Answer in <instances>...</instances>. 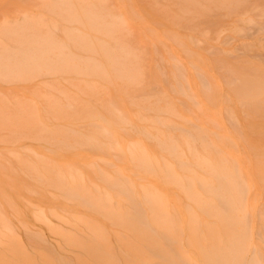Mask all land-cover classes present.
Returning a JSON list of instances; mask_svg holds the SVG:
<instances>
[{
    "label": "rangeland",
    "instance_id": "rangeland-1",
    "mask_svg": "<svg viewBox=\"0 0 264 264\" xmlns=\"http://www.w3.org/2000/svg\"><path fill=\"white\" fill-rule=\"evenodd\" d=\"M12 31L68 40L66 51L96 57L49 73L0 71V264H216L219 244L231 243L226 227L257 233L264 1L0 0V48L17 44ZM101 47L126 49L136 81L116 76ZM156 99L170 108L162 121L145 107ZM187 132L212 142L208 155L231 172L205 169ZM144 155L153 166L139 162ZM166 160L185 171L183 182L163 170ZM226 179L235 185L224 187L225 227L215 186ZM168 234L165 258L153 244Z\"/></svg>",
    "mask_w": 264,
    "mask_h": 264
},
{
    "label": "bare ground",
    "instance_id": "bare-ground-1",
    "mask_svg": "<svg viewBox=\"0 0 264 264\" xmlns=\"http://www.w3.org/2000/svg\"><path fill=\"white\" fill-rule=\"evenodd\" d=\"M69 5L72 6V4L64 2L59 6L70 7ZM228 5L230 7H236L235 5L232 4H228ZM205 12L208 13L207 8ZM85 16L95 17V18L100 17V16L92 15V13L85 14ZM250 19L252 20V18ZM243 27L245 28L246 26ZM11 33L13 35H16L14 40L15 42H17V44H15L14 47L0 48L2 50L0 51V71H6L10 73H16V72L20 73L24 71V69L26 68L27 69L37 68V69H41L39 74L43 72L49 73L51 69L57 70L61 67L76 68L79 66H83L85 64H89L91 61L95 60L96 57L94 55L81 56L78 55L77 52H74L72 50L66 51L65 50L66 46L64 45H67L69 41L64 39L58 40L56 38H53V36L51 35L42 34V35H33L29 37V36H20V34L22 33H18L17 31H12ZM85 41L86 38L84 37H80L79 39L75 38V42L84 43ZM93 49H97V47L88 48V50H93ZM101 49H103V51H106L105 54L106 56L110 54L107 58L109 60H112L109 63L113 65L114 73L116 76L129 80L130 82L136 81L139 71L134 74L132 69L126 65V60L130 56L129 52L126 51V49L123 52H118V51L113 52V49L108 47H101ZM217 58L218 61L222 60L221 57H217ZM79 59L85 60L88 63L79 61ZM94 64L97 66H101L97 62H95ZM104 70L107 74L111 75L112 72L111 70H109L106 67H104ZM177 71L178 73L181 72L179 67L177 68ZM181 87H183V85H181ZM242 87L247 90H250V88L251 90L254 89V85L251 86L250 84L245 82L242 84ZM159 99L153 100L152 104L145 105V107L147 109L155 110L157 113L156 116L157 119L162 121V118L160 117L159 113L163 109L170 110V108L167 106H160L158 104ZM149 100L150 99H148L147 101ZM108 103L110 105L115 106L113 101H109ZM111 109L115 111L116 107L113 108L111 107ZM140 115L142 116V114ZM143 117L144 116H142L141 118ZM121 120L124 123L129 121L124 116L121 117ZM98 124L100 126L103 125L102 123H98ZM133 127L140 129L139 124L138 125L134 124ZM72 130L74 131L75 129L73 128ZM72 130H68V131L70 133H73ZM155 137L159 140V143L167 150L172 152H178V150H180L177 147V144L174 142V139L172 138L170 140V136H167L166 138H162L161 136L156 135ZM74 138L78 139L77 136H74ZM187 138L191 148H195L198 162L200 163L203 162V167L205 169L212 171V173L218 175L217 177L223 174H225L224 176H226L227 173L231 172V170L229 172H226V170H224V168L217 163L216 157L212 158L210 157V155H208L207 147L212 146V142L208 141L206 137H203L200 134L187 132ZM200 144L203 146V149L205 150L203 154L197 148ZM138 160L145 167H151L154 165L151 162L148 155L138 156ZM184 160L185 158L183 157L182 159L183 164H184ZM164 167L166 168L163 170H166L167 173L168 172L171 174L176 173L180 178V180L182 182L184 181L183 176L185 174V171H183L182 169H178L175 166H174L175 170L173 168L170 169V167L172 166H170L169 161L165 163ZM182 168L185 169L184 166H182ZM60 180L61 182L63 181L62 178H60ZM195 181L196 180L193 179V182ZM229 182L235 185L234 184L235 180L232 181L231 179H226L225 183L218 182V184L215 186L219 192L218 205L220 208V219L225 227L228 223L227 208L229 206V199H228V192H225L224 189L228 187ZM57 185L60 184L57 183ZM61 186L67 187L68 185L63 182ZM235 188H237V186H235ZM77 192L79 194L84 195V193L82 192L79 191ZM141 220L143 224L146 223L142 217ZM232 221H235V225H236L237 220L233 218ZM253 224L254 226L258 225L256 222H253ZM259 226L260 227L257 229V233H254V231L249 232V226L247 225V228L243 234H241L236 227L231 232H228V229L226 227L225 235L230 237L231 243L228 244V241L226 239H223L222 242L219 244L216 264H264V221H262V223H260ZM247 234L248 237L244 238ZM167 237L168 239H160L163 243L162 246L158 245L157 241L154 242L153 246L156 251L160 252V254H165L162 256H164L165 258H170V234H168Z\"/></svg>",
    "mask_w": 264,
    "mask_h": 264
}]
</instances>
